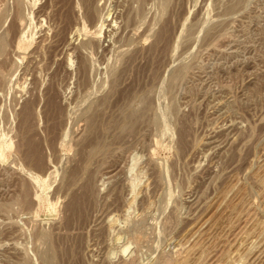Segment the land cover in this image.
Listing matches in <instances>:
<instances>
[{
  "label": "rangeland",
  "instance_id": "374dc122",
  "mask_svg": "<svg viewBox=\"0 0 264 264\" xmlns=\"http://www.w3.org/2000/svg\"><path fill=\"white\" fill-rule=\"evenodd\" d=\"M0 78V264H264V0H0Z\"/></svg>",
  "mask_w": 264,
  "mask_h": 264
},
{
  "label": "bare ground",
  "instance_id": "6f19581e",
  "mask_svg": "<svg viewBox=\"0 0 264 264\" xmlns=\"http://www.w3.org/2000/svg\"><path fill=\"white\" fill-rule=\"evenodd\" d=\"M87 2H88V1H87ZM85 3H86V0H85ZM90 3H91V0H90ZM87 4H88V3H87ZM92 5H93V4H92ZM89 6H91V4H90ZM90 8H91V7H90ZM23 10H24V9H23ZM88 11L91 12V11H93V10H92V9H91V10L88 9ZM88 13H89V12H88ZM91 14L93 15L94 13L91 12ZM21 15H22V14H21ZM89 15H90V14H89ZM92 15H91V16H92ZM94 15H95V14H94ZM22 16H23V15H22ZM16 17H17V16H16ZM96 19H97V18H96ZM19 20H20V19H19ZM15 25H16V23H15ZM12 26H13V25H12ZM12 26H11V27H12ZM14 29H15V26H14ZM14 29H12L11 31H13ZM16 29H17V27H16ZM15 32H16V30H15ZM15 32H14V33H15ZM162 32H163V31H162ZM168 32H169V31H168ZM14 33L12 32V34H14ZM16 33H17V32H16ZM166 33H167V32H166ZM14 35H15V34H14ZM11 39H13V38H11ZM14 41H15V40H14ZM84 61H85V60H84ZM82 67H83V66H82ZM84 68H85V67H84ZM34 77H35V76H34ZM36 77H37V76H36ZM0 79H1V78H0ZM34 79H35V78H34ZM37 80H38V79H37ZM50 89H51V88H50ZM52 98H53V97H52ZM50 100H51V99H50ZM52 100H54V99H52ZM31 102H32V101H31ZM49 102H50V101H49ZM53 103H54V101H53ZM53 103H52V105H53ZM56 104H57V103H56ZM50 105H51V103H50L48 106H50ZM56 106H57V108H58V105H56ZM28 107H29V106L27 105L26 108H28ZM31 107H32V106H31ZM31 107H30V108H31ZM51 108H56V107H55V105H54V107L52 106V107H50V109H51ZM57 108H56V110H57ZM33 109H34V108H33ZM33 109H31V110H29V108L26 109L25 112H27L28 114H26V113H25V114H26V115H29V114L32 112ZM27 110H29V112H28ZM56 110L53 109V111H56ZM53 111H52V112H53ZM59 111H60V110H59ZM52 112H51V114H52ZM31 114H32V113H31ZM53 114H54V113H53ZM53 114H52V115H53ZM26 115H24V116H26ZM33 115H34V114H33ZM58 115H59V114H58ZM29 116H30V115H29ZM26 117H28V116H26ZM30 117H32V116H30ZM33 117H34V116H33ZM55 118H56V117H55ZM28 119H29V121L31 120L30 118H28ZM28 119H27V120H28ZM50 119H51V118H50ZM88 119H89V118H88ZM55 121H56V120H55ZM54 123H55V122H54ZM52 124H53V123H52ZM89 124H90V123H89ZM57 125H58V124H57ZM52 128H53V127H52ZM37 147H38V146H37ZM32 148H33V147H32ZM35 150H36V149H35ZM30 154H31V153H30ZM33 154H34V153H33ZM36 155H37V154H36ZM37 163H38V162H37ZM76 197H77V196H76ZM81 199H82V198H81ZM75 201H80V200L77 198ZM79 204H81V203H79ZM76 205H78V204H76Z\"/></svg>",
  "mask_w": 264,
  "mask_h": 264
}]
</instances>
